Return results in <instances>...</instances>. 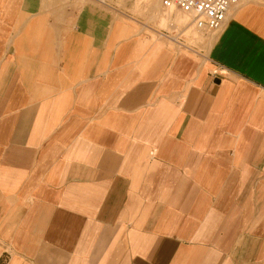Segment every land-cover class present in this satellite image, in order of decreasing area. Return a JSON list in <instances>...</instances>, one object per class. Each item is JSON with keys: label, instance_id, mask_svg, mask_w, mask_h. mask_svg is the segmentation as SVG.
Masks as SVG:
<instances>
[{"label": "crops", "instance_id": "crops-1", "mask_svg": "<svg viewBox=\"0 0 264 264\" xmlns=\"http://www.w3.org/2000/svg\"><path fill=\"white\" fill-rule=\"evenodd\" d=\"M97 2L0 0V264H264V2L193 54Z\"/></svg>", "mask_w": 264, "mask_h": 264}, {"label": "rangeland", "instance_id": "rangeland-1", "mask_svg": "<svg viewBox=\"0 0 264 264\" xmlns=\"http://www.w3.org/2000/svg\"><path fill=\"white\" fill-rule=\"evenodd\" d=\"M97 1L98 0H95V3L99 4ZM258 1L264 2V0H258ZM104 2L108 3V5L100 4L102 8L112 12L113 10L111 9V7H114L118 11L123 12V14H121L119 17L125 20L126 22L130 23L133 27L137 29L141 28L140 25V21H141L146 24H153L154 26L159 27L161 29L163 28L165 30H169L171 35L177 36V38L180 41H182L183 43L187 44L190 47V49L180 48L187 53L193 54L194 52L193 50H197V51L205 50V47L208 44L206 35L213 33L207 30L195 29L191 23V18L189 20L188 16L179 10H173V11L164 10L161 5V0H104ZM157 3H158V8H155ZM179 12H181V14L184 15L185 17L182 18H180V16L178 17L177 13ZM230 13L231 10L229 11V14ZM185 18L188 20V22L191 23L190 27L192 25L191 31L187 35L180 33V31L178 30V28L179 29L182 28L180 21H182V19ZM170 23L171 24L174 23L173 25L176 26V29L171 31V29L168 27ZM143 32L147 35L156 37V34L148 30H144ZM160 39H162V41L170 43V41L166 39L163 38Z\"/></svg>", "mask_w": 264, "mask_h": 264}, {"label": "built area", "instance_id": "built-area-1", "mask_svg": "<svg viewBox=\"0 0 264 264\" xmlns=\"http://www.w3.org/2000/svg\"><path fill=\"white\" fill-rule=\"evenodd\" d=\"M242 0H161L164 10H179L189 14L194 27L218 32L224 25L229 11Z\"/></svg>", "mask_w": 264, "mask_h": 264}, {"label": "bare ground", "instance_id": "bare-ground-1", "mask_svg": "<svg viewBox=\"0 0 264 264\" xmlns=\"http://www.w3.org/2000/svg\"><path fill=\"white\" fill-rule=\"evenodd\" d=\"M243 1V2H242ZM241 1V3H239L237 6L239 7L240 5H242V4H244V3H247L248 1H250V0H242ZM155 8H158V3L156 4V7ZM237 7L235 6V7H232L230 10H231V13L230 14H232V12L236 9ZM232 9H233V11H232ZM171 11H173V10H171ZM178 15V17L180 16V18H182V17H185L184 15H182L181 14V12H179V13H177ZM231 16V15H230ZM191 18V17H190ZM182 23H183V26L185 27V28H189L190 27V24H189V22H188V20L185 18V19H182V21H181ZM191 23H192V21H191ZM192 25H193V23H192ZM193 27H194V25H193ZM195 29H197V30H202V29H198V28H196V27H194Z\"/></svg>", "mask_w": 264, "mask_h": 264}]
</instances>
